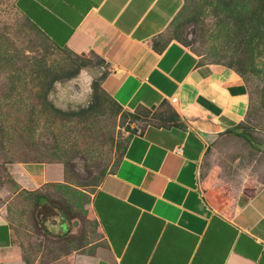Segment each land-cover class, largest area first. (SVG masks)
Returning <instances> with one entry per match:
<instances>
[{
  "label": "crops",
  "instance_id": "obj_1",
  "mask_svg": "<svg viewBox=\"0 0 264 264\" xmlns=\"http://www.w3.org/2000/svg\"><path fill=\"white\" fill-rule=\"evenodd\" d=\"M183 3L14 0L54 47L105 61L99 86L117 105L165 119L134 129L89 198L103 245L69 251L59 264H264V153L236 133L248 86L232 67L168 38ZM8 169L20 190L48 180L46 164ZM10 225L2 204L0 264H38Z\"/></svg>",
  "mask_w": 264,
  "mask_h": 264
},
{
  "label": "rangeland",
  "instance_id": "obj_2",
  "mask_svg": "<svg viewBox=\"0 0 264 264\" xmlns=\"http://www.w3.org/2000/svg\"><path fill=\"white\" fill-rule=\"evenodd\" d=\"M166 33L201 60L240 71L250 94L240 129L264 153V0H184ZM106 68L94 53L54 47L14 0H0V206L14 241L38 264L103 245L89 216L92 192L134 129L165 122L117 105L99 86ZM18 162L46 164L47 182L20 190L8 169Z\"/></svg>",
  "mask_w": 264,
  "mask_h": 264
},
{
  "label": "trees",
  "instance_id": "obj_3",
  "mask_svg": "<svg viewBox=\"0 0 264 264\" xmlns=\"http://www.w3.org/2000/svg\"><path fill=\"white\" fill-rule=\"evenodd\" d=\"M237 72L240 73V71H237ZM236 133H238L239 135L245 136L252 143V140H251V137L250 136L246 135L245 133H243L242 131H239V130H237Z\"/></svg>",
  "mask_w": 264,
  "mask_h": 264
}]
</instances>
